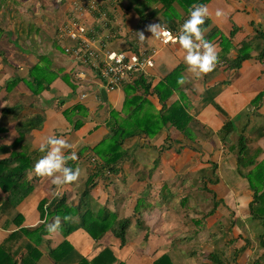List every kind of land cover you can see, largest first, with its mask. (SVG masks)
<instances>
[{"label": "trees", "instance_id": "obj_1", "mask_svg": "<svg viewBox=\"0 0 264 264\" xmlns=\"http://www.w3.org/2000/svg\"><path fill=\"white\" fill-rule=\"evenodd\" d=\"M209 2L210 0L183 1L186 6L185 8L193 4L205 5ZM55 45L60 49L57 43ZM36 70L37 67H33L30 69V73ZM174 77L173 74H170L168 78H164V80L154 85L152 81H146V78L142 75L138 80L134 81L133 85L124 84L122 109L118 111L115 108H111L109 117H105V122L107 123L102 129L109 131V134L112 136V143L106 145L104 137L101 136L97 140V136L94 143L103 141L104 148L97 150L96 144H92L89 148L93 153H97V163L87 170H81L80 177L76 182L63 187L66 193L71 191L76 185L81 187L82 190L77 197V203H73L74 199L68 201L66 193L61 196L44 198L38 203L39 221L47 217V220L51 222L56 216L62 218L69 216L71 218L70 221L62 223L61 230L56 235L49 236L46 233V225L44 223L23 227L24 218H21L20 214H16L14 218L8 219L4 226L1 225L0 231L4 232L5 235L0 238V264H62V262H67L68 264H122L128 257L127 246L130 245L131 247V244L127 243L128 238L131 239L133 244L135 243V240L128 236L125 230L127 227L132 226L135 231L138 228H144L141 233L142 242H146L150 238V235L153 233L150 229L156 232V237L163 238L162 234L164 232L168 236L171 232H176L172 227H180L178 238L174 240L165 238L166 240L164 241L170 243V246L167 244V248L162 249L159 256L155 257V253L159 251L158 249L151 254H145L150 258L148 263L138 261V257L141 256H138V254L133 255L135 261L142 262V264H178L182 257L192 258V251L197 246L189 247L187 245L183 249V246L181 247L180 245L185 238L194 236L195 234L193 233L195 232L188 234L178 223L174 224L173 221L169 223L167 215L163 219L162 226H154V223L157 221L156 219H162L161 212L168 208L167 202L170 198L174 197L181 204L188 198L187 196L183 197L181 193L188 185L186 181L181 186V183L171 182L169 176L160 180L162 178L161 167L164 155L168 151L179 154L187 148L195 150L199 154L202 153L198 139L193 136L189 126L192 117L189 115L187 107L179 105L178 102L176 105H167L170 96L176 91L172 89L173 85L170 84ZM18 81H23V79L17 77L16 80L12 81V85L17 84ZM34 82L37 85V87L31 85L34 93L38 94L49 88V84L40 85L37 78ZM137 88L141 90H136ZM152 95L156 96L161 105L158 110L155 109V106L149 100V96ZM260 99H262V95H258L248 109L246 108L247 110L244 112L245 117H250L253 109H259ZM21 110V106H13L8 111L9 114H16L15 128L19 135L17 141L15 140L13 144L9 145L10 147H0V191L7 193V199L14 203V205L19 204L29 191V187L21 185L20 180L26 169L33 168L34 166L32 155L19 149L18 146L25 141L32 130L41 129L43 121L46 120L49 114L60 115L65 119L68 123L66 131L56 133L55 135L67 139L74 146L83 133L81 132V128L86 125L82 121L75 122V116L77 114L87 116L89 108L79 103L73 104L65 100H59L53 110L46 114L35 113L20 117L22 115ZM6 111L7 109L5 113ZM122 113L124 116L119 119L118 117ZM142 118L154 119L153 121L151 120L152 127L144 132L146 138L131 145L130 140L136 137L137 133L135 128H130V124L132 122L136 124L138 121H142ZM239 124H241L240 121H225L218 136L226 149L229 151L236 149L238 163L240 160L243 161L242 167L238 168L235 173L244 182L248 183V188L252 192V199L246 207V215L251 220L262 224L263 232L260 235L258 243L264 249V184H260V186L253 185L252 181L255 179V173L252 170L246 171V165L251 164L250 161L258 155V152L253 151L250 156L242 157V153L246 148L244 137L237 135L235 130L236 128H240L238 129V134H240L247 132L250 128L247 122L238 126ZM69 129L71 130L68 131ZM147 134L151 138H149V142L146 144V139H148ZM194 139H196V142ZM138 150L144 156H146L147 152L151 154V166L143 165L141 169H135L137 166L136 152ZM72 151L73 148L67 150L65 154ZM7 152H10V156L4 158L2 155ZM75 161H68L67 166L75 170L77 168ZM17 163H21L20 167H16ZM125 163L132 170H126L124 168ZM175 170L177 172L176 176L180 175L178 169L175 168ZM179 170L182 171L180 181L190 177V172L186 171L185 168H180ZM208 170H210L208 175L205 172L203 173L204 175H199L200 181L199 184L196 183L195 190L200 193L206 192L208 196H204V199L208 200L210 205L204 210V213L199 214L198 212L200 217L196 219L202 222L203 225H206L210 217L216 215V218L221 217L232 224H238L239 228H241V223L236 215L233 219H230L225 214L226 207L230 210L231 208L225 201V198L218 196L220 191L218 190V193L215 190L211 191L210 185H207V181L210 179L209 175L215 176V178L218 177L216 166L213 164ZM182 173L184 174L182 175ZM263 173L261 170V174H257V179L263 178ZM155 185H161L157 188L160 197L158 203L153 197L155 193H152L156 189ZM97 187L103 189V197L96 195L95 190ZM121 187L125 188L127 192H135L136 195L133 199H130L129 196H122L120 202H122L123 207L126 209L125 215L120 219V223L117 222L109 226L105 225V222L109 219L107 209L118 199L117 194H120L119 190ZM152 199L154 200L151 201ZM49 202L51 203L49 204ZM45 205H48V207L46 208ZM154 208L159 210V217H152V210ZM232 211L234 214L236 213L234 209ZM135 214L138 217H135ZM99 216L100 218H98ZM133 217H135L134 224L132 222ZM216 218H211V220L215 222ZM79 233L84 235L85 240L92 246L91 252L81 253L79 250L73 248L71 237L73 235L78 236ZM104 234H109L111 240L108 243L103 241ZM215 234L210 235L211 242L215 241ZM239 239H241V235H239ZM215 243L216 241L212 244L215 245ZM230 243H224L223 245L228 246ZM16 245L23 250L22 253L17 254L14 252ZM40 246L43 249H40ZM74 246L76 247V245ZM114 249H117V252ZM238 250L240 252V248ZM74 254L77 255V258L72 257ZM235 257L232 259L231 264H237ZM73 258H75V262ZM203 259L206 260V264H228L225 262L223 256H220L217 252H211L209 255H205ZM253 263L264 264V252L257 255Z\"/></svg>", "mask_w": 264, "mask_h": 264}, {"label": "crops", "instance_id": "obj_2", "mask_svg": "<svg viewBox=\"0 0 264 264\" xmlns=\"http://www.w3.org/2000/svg\"><path fill=\"white\" fill-rule=\"evenodd\" d=\"M139 1L140 0H130L131 4L126 3L127 6L130 7V22L133 25L138 24L144 27L143 32L148 43L158 47L157 40L152 38L150 32L146 31V26L153 23H160L164 27L174 26L177 17L184 11V8L180 5V2L182 3L184 0H153V2L156 3L153 8H149V6L146 8L143 6V13H139V9L131 13V8L142 2ZM206 6L209 9V16L202 27L207 29L205 33L206 39L212 41L218 48L219 59L215 69L199 77L194 76L188 71L187 65L183 61V54L179 44H174L165 47L160 46L158 48L154 68L150 69L148 73H153L158 80L166 79L170 74H173L175 77L170 83L173 85L172 89L176 91L182 90V92L179 94L175 91L173 95L170 96L168 104H176L174 102L177 101L179 105H189L190 111L188 110V112H190L191 117L197 121V124L192 123L191 130L193 136L198 139L200 144L199 147L202 148V153L199 154L195 150L187 148L179 154L172 151H168L167 154L177 156L175 164L177 166L181 165L179 167L185 168L186 171L195 168V166L200 169L205 168L208 170L209 167L214 164L219 175L218 185L220 184L219 177L223 175V172H229L232 179L229 183L224 184L235 187L229 198L232 199L237 219H239L238 217L243 218L245 214L244 219L246 220V207L248 202L252 199V192L248 188V183L244 182V180L235 173L238 168L242 167L243 161L240 160L238 163L236 149L233 151L226 149L218 133L225 121H240L241 124L238 126L242 125L244 122L249 124L250 129L247 132L237 134L244 137L245 141L246 148L242 153V157L250 156L253 151L258 152V155L250 161L251 164L246 165V171L252 170L255 173V179L252 181L253 185L260 186V184H264V173L263 178L257 179V174L260 175L261 170L264 172V96L259 101V109H253L250 117L244 116V112L248 109L251 102L256 99L260 93L264 92V64L262 62L264 56L259 54V51L264 47V0H210ZM218 10L222 11L224 15L217 17L216 12ZM121 45H123V43H121ZM260 46L261 49H259ZM241 56L242 60L236 65V58ZM49 57L52 60V64L48 65L50 71H54L56 68L63 70L59 72V76L52 81V83L48 82V89H45L37 96L34 94L27 95L25 102L26 109L33 108V110L37 111L42 107H46L47 112H50L59 100H67L70 102L78 99V95L74 92L75 89L72 90L70 83H76L73 77L76 78L77 70L81 71L84 68L80 65H76L77 67L74 68L73 62L69 59L67 60L66 57L60 58L56 55H49ZM42 65H44V63ZM93 76L94 74H92L91 71L86 70L85 77L82 81L91 89V92L98 93V90L102 88V84L101 81L96 82L95 79L92 78ZM181 76H183L186 81L183 85L177 84V79ZM64 77H66V79H64ZM6 78L7 77L0 81V86ZM102 91L103 89L101 92ZM184 91H188L189 93L186 94ZM1 92L2 89L0 88V93ZM97 95L100 96L101 94ZM120 95L121 93L119 91L113 93V95L108 94L107 101L101 95L98 99V105H100L101 109H105V112L109 105H112L116 109H120L121 102H123V96L121 97ZM149 100L154 104V98H149ZM90 101H96L95 94L89 95L83 100V102ZM156 103L158 106L157 100ZM106 116L107 114H105L104 117ZM122 116L124 115L122 114ZM101 117L102 116H100V118ZM79 118L80 117L76 116V121ZM84 121L89 122L91 119L89 117ZM94 125L95 121H92V124L88 125V128ZM66 127H68V123L63 117L49 114L45 121L43 132H39L38 134L35 133L37 134L35 137L36 141L40 140L41 137L58 131L63 133L66 131ZM85 135L86 134H84L73 146V151H75L77 155L75 165L80 170H87L98 161L97 153L87 150ZM5 138L10 140L8 133L4 131L0 132V143H2ZM165 156L166 155H164L162 166L166 161ZM20 164L21 163H17L16 167H20ZM143 165L146 166L144 163ZM137 167L140 168L142 166L137 165ZM128 170H132V168L128 166ZM163 178L164 177L160 180ZM41 179L47 180L51 188L54 187V185L51 184L50 178ZM221 193L223 192L221 191ZM103 194L104 193H96V195L100 197H103ZM4 195L5 194L1 192L0 230L4 219H12L15 216L9 213V206L7 205L9 199L4 200ZM48 197L49 195L42 193L38 197L37 203ZM117 197L118 199L109 207V211H111L112 208L118 210L120 207H123L122 202H120V200H122V195L117 194ZM155 201L157 203L159 202V200ZM170 201L176 202L174 197L170 198L167 203ZM225 201L229 205L227 199ZM19 204L17 207H22L24 203ZM135 217H138V215L135 214ZM135 217H133L132 220L133 224L135 223ZM21 218H24L23 227L26 225H34L39 222L40 213L36 207V209L31 210L25 217L21 215ZM228 225L229 228L232 227L234 235L236 233L240 235L238 224L228 222ZM241 227L243 228V225ZM202 229V223H200L199 233H201ZM207 230L209 229L207 228ZM248 230L251 232V227H248ZM3 235H5V233L0 231V238ZM79 236L83 238V247H85L88 253L91 252L92 246L85 240V236L81 233H79ZM162 237L163 238L158 237L157 240L164 241L169 238L165 232L162 234ZM223 240H227V237H223ZM241 241L244 242L243 240ZM127 243L133 244L130 238H128ZM257 245L260 247L259 249L255 247L254 243L245 245L244 242V245L239 247L242 249L238 252L240 254H238L236 263L240 262L239 264H245V261L248 260L251 262L253 256L262 254L264 249L259 243H257ZM22 251L23 250L19 248L18 245H16V250L14 248V252L17 254L22 253ZM243 251H246V253L243 254ZM140 255L146 257L143 252L140 253ZM192 259L193 258H191V260ZM73 261L75 262V258H73Z\"/></svg>", "mask_w": 264, "mask_h": 264}, {"label": "rangeland", "instance_id": "obj_3", "mask_svg": "<svg viewBox=\"0 0 264 264\" xmlns=\"http://www.w3.org/2000/svg\"><path fill=\"white\" fill-rule=\"evenodd\" d=\"M40 4H43V8L40 9ZM155 2L153 0H142V3L140 6L135 5L131 8V13L137 11L140 9V11H143V6L149 8H153L155 6ZM60 10V5L56 2V0H2L1 3V9H0V28L4 29L6 35L8 33L9 37L8 39H3L1 41V48L3 47L2 50L6 51V48L8 47L9 51L11 50L10 54H12V59L14 65L20 64V66L24 65H30L31 61L33 60V54L31 53V48L37 50L38 48L41 47V49H46L47 51L50 50V47L54 49L52 46V42L50 41V37L53 36L54 31L58 30L60 27V22L62 20V15L60 12L55 15V11ZM60 24V25H59ZM156 24V23H153ZM59 25V27L57 26ZM39 26V27H38ZM58 27V28H57ZM144 27H137L138 31H143ZM153 38V37H152ZM13 43H16L14 45ZM242 45V44H240ZM117 45H110V49H113L114 51L116 50H121L123 47L119 44ZM258 48V47H257ZM261 49V46L260 48ZM259 54L264 56V47H262L261 51H259ZM262 62L264 64V59H262ZM2 68H0V71ZM2 74H4V71H2ZM7 76V75H4ZM179 94H181L182 90L176 91ZM186 94H188V91H184ZM7 94L6 91L2 90L0 93V108L5 105V103L10 102L11 105L14 103L21 101L23 103L24 99H20L15 91H10L9 92V97L10 100H3V97ZM151 98V97H150ZM66 101V100H65ZM68 102V101H67ZM156 99L154 101V105L156 106ZM186 106V105H185ZM187 109L190 111V106H186ZM98 109H101L100 107ZM47 112L46 107H42L37 110V112ZM29 111H36L32 109H29ZM26 113V112H25ZM34 113V112H31ZM189 115L191 114L188 112ZM30 114V113H29ZM101 116L104 118L105 116V109L100 110ZM122 115L119 116L118 118L121 119ZM50 120V119H49ZM48 120V121H49ZM151 120L153 121L154 119L151 118H142V121H138L136 124L131 123L130 128L133 129L135 128L136 130V137L132 138L131 145L135 144V142H138L144 138L145 136V131L148 130L149 128L152 127L151 125ZM11 122H13V119H5L1 112H0V123L2 125H7V133L10 137V144L13 143L12 141L14 139V136L17 134V132L14 130L13 127L10 126ZM107 122L104 123L103 128L105 127ZM197 124V121L192 118V121L189 123V126L191 128V125ZM90 128V126H89ZM102 128V129H103ZM100 130L99 128L96 129L95 131L89 132V135L85 136V139L87 140L86 143L87 145H92L96 144L97 150H102L104 148V142L106 145H110L112 143V136L109 134V131L107 129ZM103 135V133H105ZM144 133V134H143ZM235 133L238 134V128H236ZM153 134V133H151ZM140 135V136H139ZM98 136L97 140H99L102 137H104V142L100 141L98 143H94L96 140V137ZM146 139V144L149 142L150 135L147 134ZM196 142V139H194ZM35 147V146H34ZM148 151H150L148 149ZM152 153V152H151ZM32 158H34V164L38 159L41 158L44 153H41L40 151H35L34 154H31ZM165 163H163L161 174L162 177H170L171 182H177L178 184L186 181L187 187L183 189L182 196L185 197L187 196L188 198L184 200V203L181 204L179 201L172 202L170 201L168 203V208L166 210H163L161 212L162 219H156L157 221L154 223V226H162L163 224V219H165V215L168 217V222L171 223L173 221L174 224H179L183 229L187 231L188 234L190 232H195L194 236H190L187 239L185 238L183 240V243L180 245L181 247L183 246V249L188 245L189 247H193L194 245L197 246L195 250H193L191 257L193 258L188 259L186 257H182L180 262L178 264H206V260L203 259L205 255H209L211 252H217L220 256L222 255L223 258L225 259V262L228 264H231L232 259L235 257L236 261L238 259V253L239 250L238 248L240 246L248 245V244H255V247L259 249L260 247L257 245L260 239V235L263 232V226L260 222L251 220L248 216L247 219L245 220V214L243 218H239V222L241 223V226L243 225V228L241 227L240 230V235H241V240L239 239V235L237 233L234 235L232 227L229 228L228 225V220H225L221 217H217L216 215H212L210 217L209 222L206 225L202 224V231L199 235V226L200 222L196 218L200 217L199 214L204 213V210L209 207V201L204 199V196H208L206 192L200 193L199 191L195 190L196 183L199 184L200 178L199 175L203 174L204 172L208 175L210 173V170L207 171V169L203 168L200 169L197 166L195 168L188 170L190 172V177L187 179L181 180V170H179L182 167H179L175 164V161L177 159V156L172 155V154H165ZM136 165L143 166V163L146 164L147 166H151V161H152V156L149 152H147L146 156L142 157L140 154V151L136 152ZM176 166V167H175ZM194 166V165H193ZM125 169L128 170V165H124ZM142 167L138 168L137 166L135 169H141ZM175 168L178 169L180 175H177V172ZM33 168H28L23 174L22 179L20 180L21 184L24 186H30V190L26 193L25 197L22 199L21 203H24L22 207H17L18 204L14 205L12 202H8L7 205L9 206V213L16 215V214H21L22 216H26L31 210L36 209L37 207V199L42 193H46L49 195L51 198L56 194V190L52 189L47 180L41 179V177L35 176V174L32 172ZM184 169V168H182ZM143 170V169H142ZM178 173V174H179ZM184 173H182L183 175ZM204 175V174H203ZM219 176V175H218ZM223 176V177H222ZM220 176L219 181L220 184H217L218 177L215 178L210 176L209 181H207V185H210V190H215L218 193V190L220 193H218L221 198L227 199L230 208L234 209V205L232 204V199L229 198V196L233 193L235 187H230L227 184L224 183H229L231 181V176L229 172L224 171L223 175ZM224 178V179H223ZM161 185H155L154 187L156 188L152 193H155L154 198L155 200H159V194L157 188ZM169 188V187H168ZM59 189V188H58ZM79 189L77 188L75 192H78ZM221 191L223 193H221ZM96 193L99 194L101 193L100 188H96ZM4 200H6V197H4ZM3 200V201H4ZM19 204V205H20ZM173 206V207H172ZM232 209L230 210L228 207H226L225 214L227 217L230 219H233L236 213L234 214ZM199 212V214H198ZM159 210L154 208L152 210V217H159L160 215ZM125 215V213H124ZM211 218H216L215 222L211 220ZM183 219V220H181ZM7 221V218L3 220L2 226H4L5 222ZM188 221V222H187ZM180 222V223H179ZM185 222V224H184ZM220 225V228H219ZM248 227H251V232L248 230ZM207 228L209 230H207ZM215 228V229H214ZM144 228H138L137 231L134 230V227H127L125 230L127 232V235L130 236L132 239L135 240L134 245L132 244L131 247L130 245L127 246V252H128V257L122 264H142V262H137L132 259L133 255L140 253L144 254H151L153 251H156L159 249L157 253H155V257L159 256L162 249L167 248L170 246V243L167 241H159L158 236L156 237V232L153 229H150V231H153V233L150 235V238L146 240V242H142V237L141 233L143 232ZM149 229V228H147ZM173 230H176V232H171L168 235V239H176L180 235V227L175 226L172 227ZM242 230V231H241ZM179 231V232H178ZM220 231V233H219ZM237 231V230H236ZM216 233L215 236V245L214 240L211 242V234ZM223 237H227V240H223ZM234 239V241H232ZM72 240V246L76 250H79L81 253H86L85 247H83V238L81 236H76L73 235L71 237ZM106 243L108 241L104 240ZM230 243V245L225 246L223 245L224 243ZM213 243V244H212ZM76 245V247L74 246ZM40 249L42 248L41 246L39 247ZM43 249V248H42ZM132 249V250H131ZM242 249V248H241ZM240 249V250H241ZM117 252V249H114ZM246 251H243V254H245ZM86 255V254H85ZM76 257L77 255L74 254L72 257ZM256 256H253L251 259V262L245 261V264H254L253 260ZM186 258V260H185ZM154 259V257H152ZM138 261H143L144 263L150 261V258L146 257H138ZM238 263V262H237ZM240 263V262H239ZM238 263V264H239ZM62 264H68L67 262H62Z\"/></svg>", "mask_w": 264, "mask_h": 264}, {"label": "bare ground", "instance_id": "obj_4", "mask_svg": "<svg viewBox=\"0 0 264 264\" xmlns=\"http://www.w3.org/2000/svg\"><path fill=\"white\" fill-rule=\"evenodd\" d=\"M140 0L139 2H141ZM58 5H60V10L55 11V15L58 14V12L62 15V20L60 22V27L58 30L54 31V34L52 37H50V41L52 42V47H50V50L47 51L46 49L38 48L37 50L31 48V53L33 54V60L31 61L30 65H24L20 66V64L14 65L12 54H10L11 50L9 51L8 47L6 48V51L2 50L1 48V41L3 39H8L9 35L8 33L6 35L4 29L0 28V68L2 70L0 71V81L7 77L3 84L0 86V88L7 92L5 96L3 97V100H10L9 92L15 91L16 95L20 99H24L23 103L19 100V102L14 103L11 105L10 102L5 103L3 107L0 108V112L2 116L6 119H13V122H11L10 126L14 128V130L17 132V134L14 136V139L12 141H17L19 135L18 131L15 128L16 124V114H9L8 111L10 107L13 106H21V114L22 116H28L35 113H41L46 114L49 113H43L35 111L34 113H31L29 109H26L25 102L27 95L34 94L37 96L41 92L34 93L32 86L37 87L36 83L34 82L35 79L39 81L40 85H48V82L54 81L58 76L59 72H61L63 69L56 68L54 71H50L49 64H52V60L50 59L49 55H56L60 58L66 57L67 60H71L74 64V68H76V65L82 66L84 68L83 70H77L76 72V78L74 80L76 81L75 84L70 83V86L73 89H75V93L78 95V99L68 101L69 103H79L83 106H87L89 108L88 115L84 116L81 114H77L76 116L80 117L77 121H82L85 126L81 128L82 135L81 137L86 134L89 135L90 130L95 131L96 129H102L105 123V117H101L100 114V105H98V99L102 95L105 100L108 99V94L113 95L115 92H120L121 97L124 95V84H131L133 85L135 80H138L142 75L146 78V81H152L154 85L158 84L159 81H162L164 79L158 80L157 77L154 76L153 73L149 74L148 71L152 68H154L155 65V57L158 52V48L174 45V43L169 42L167 44H164L162 42V39H156L158 43V47L151 45L148 43V41L145 39L143 42L139 41L137 37V27H142L140 25H133L130 22V7L127 6L126 3L131 4L130 0H56ZM138 2V3H139ZM1 3L2 0H0V9H1ZM142 3V2H141ZM140 3V4H141ZM140 4H136L140 6ZM208 4V3H207ZM205 4V5H207ZM180 5L184 8V11L179 14L177 19L175 20L174 26H165L167 30H169L173 34H177L179 27L182 25L183 21L187 18L188 10L191 8L184 5V3L180 2ZM43 8V4H40V9ZM143 11H140L139 13H143ZM75 24H77L78 28L83 29V33L85 35V43L83 45H80L71 37V31L73 30ZM141 24V23H140ZM39 27V26H38ZM57 27V28H58ZM154 38V37H153ZM264 38V35H263ZM264 42V41H263ZM60 46V49H58L55 45ZM123 47L121 50L114 51L113 49H110V45H117L118 44ZM16 45V43H13ZM116 46V47H117ZM76 49L77 53L72 54L70 52L71 49ZM118 59H121V62H117ZM242 60L241 57H237L235 64L237 65ZM44 63V65H42ZM120 66L122 67V70L120 73H118V80L115 83H109V80L112 79L114 76V71L116 68ZM33 67H37V70L33 73H30V69ZM86 70H89L94 74L92 78L95 79L96 82L101 81L102 88L98 90L99 92H91V89H89L85 83L82 81L85 77ZM2 71H4V74H2ZM7 75V76H4ZM9 76V77H8ZM66 76V75H64ZM19 77L23 79V81H18L17 84L12 85V81L16 80V78ZM66 79V77H64ZM69 84V83H68ZM78 89V90H77ZM103 91L101 92V90ZM136 90H141L140 88H137ZM95 94L96 101H90V102H83L85 98H87L89 95ZM97 94H101L100 96ZM259 95L264 96V92L260 93ZM154 98L158 102V106L153 104L155 106V109H160L161 105L156 98L155 95L149 96V98ZM257 98V97H256ZM123 99V98H122ZM124 100V99H123ZM255 100V99H254ZM67 101V100H66ZM170 101V100H169ZM167 105H176V104H168ZM174 103H177L175 101ZM252 103V102H251ZM251 105V104H250ZM123 106V102H121L120 109H116L112 105H109L107 107V110L105 114H107V117H109V111L111 108H115L118 111H121ZM7 109L6 113L5 110ZM95 110V111H94ZM26 112V113H25ZM30 113V114H29ZM123 114V113H122ZM121 114V115H122ZM124 115V114H123ZM75 116V117H76ZM91 119L89 122H85L87 118ZM48 116L46 117V119ZM46 121V120H45ZM45 121H43L41 129H34L32 132L27 136L25 141L21 143L18 148L22 149L29 155L34 154L35 151H39L37 144L38 141H36V135L40 132L42 133L44 130V124ZM75 119V122H77ZM92 121H95V125L91 128H88V125L92 124ZM7 125H2L0 123V132L6 130ZM3 129V130H2ZM69 129L68 131H70ZM37 133V134H35ZM61 133L60 131L55 132ZM35 134V135H34ZM85 135V136H86ZM80 137V138H81ZM79 138V139H80ZM13 142V143H14ZM11 143V144H13ZM10 140H7L6 138L2 143H0V147H10ZM35 146V147H34ZM91 145H87V150ZM11 151V148H10ZM91 151V150H90ZM10 152L5 153L2 155L4 158L9 157ZM141 156L144 157V154L140 152ZM126 164V163H125ZM124 164V165H125ZM128 165V164H126ZM129 166V165H128ZM22 182V181H21ZM22 185V184H21ZM24 186V185H23ZM29 187V186H24ZM79 189L78 192H75L76 189ZM101 189V193H103V189L101 187H97ZM52 189L56 190V194L53 196H61L62 194L66 193L64 192V188L54 186ZM2 190V189H1ZM30 190V187H29ZM81 187L76 185L71 191L66 193V196L68 198V201L73 200V203H77V197L79 193L81 192ZM2 194L4 193V197L6 196L7 200V193L1 191ZM0 192V194H1ZM120 194L122 196H129L130 199H133L136 195L135 192H127V190L123 187L119 190ZM96 193V190H95ZM125 208L120 207L118 210H114V208L109 211V208L107 209V212H109L108 216L109 219L105 222V225H111L114 223H120V219L123 218L125 213ZM107 217V213H106ZM100 218V216L98 217ZM110 241L109 234H104L103 241ZM105 242V241H104Z\"/></svg>", "mask_w": 264, "mask_h": 264}, {"label": "clouds", "instance_id": "obj_5", "mask_svg": "<svg viewBox=\"0 0 264 264\" xmlns=\"http://www.w3.org/2000/svg\"><path fill=\"white\" fill-rule=\"evenodd\" d=\"M222 15H224L222 11L216 12L217 17ZM208 16L209 9L206 5L193 4L176 35H173L160 23L147 25L146 31L150 32L155 39H163L165 43L171 41L174 44H179L188 71L199 77L213 71L219 59L217 46L206 39L207 29L202 27ZM137 37L141 42L146 39L143 31L137 32ZM185 82L183 76L178 77L177 84L183 85ZM37 147L44 155L33 166L32 172L35 176L50 178L51 184L58 188L72 184L79 179L81 170L79 168L73 170L67 166L68 161L77 159L75 151L65 154L67 150L73 148V144L69 143L67 139L50 134L41 137ZM45 207L47 208L48 205ZM70 219L69 216L63 218L56 216L49 222L45 217L38 223H44L46 233L49 236H54L61 230L62 223L68 222Z\"/></svg>", "mask_w": 264, "mask_h": 264}, {"label": "built area", "instance_id": "obj_6", "mask_svg": "<svg viewBox=\"0 0 264 264\" xmlns=\"http://www.w3.org/2000/svg\"><path fill=\"white\" fill-rule=\"evenodd\" d=\"M172 34H173V33H172ZM173 35H176V34H173ZM71 37H72L73 40H75V41H76L77 43H79L80 45H83V44L85 43V40H86L85 35H84V33H83V29H82V28H78L77 24H75L73 30L71 31ZM162 42H163L164 44H167V43H169V42H171V41L165 43L164 40L162 39ZM70 52H71L72 54H75V53H77V50L72 48V49L70 50ZM117 62L120 63V62H121V59H118ZM121 70H122V67H120V66H118V67L116 68V70L114 71V76L112 77L111 80H109V83H110V82H111V83H115V82H117V80H118V73H120Z\"/></svg>", "mask_w": 264, "mask_h": 264}]
</instances>
